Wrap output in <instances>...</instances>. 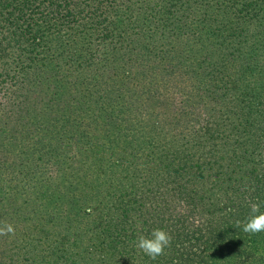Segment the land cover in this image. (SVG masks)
Masks as SVG:
<instances>
[{
    "label": "trees",
    "instance_id": "16d2710c",
    "mask_svg": "<svg viewBox=\"0 0 264 264\" xmlns=\"http://www.w3.org/2000/svg\"><path fill=\"white\" fill-rule=\"evenodd\" d=\"M250 202L264 0H0V264H264Z\"/></svg>",
    "mask_w": 264,
    "mask_h": 264
},
{
    "label": "clouds",
    "instance_id": "9594fccd",
    "mask_svg": "<svg viewBox=\"0 0 264 264\" xmlns=\"http://www.w3.org/2000/svg\"><path fill=\"white\" fill-rule=\"evenodd\" d=\"M237 225L244 233L258 234L264 232V203L250 202L249 214ZM172 236L162 228H154L148 234H141L134 241L135 247L144 255L155 260L165 254L171 245Z\"/></svg>",
    "mask_w": 264,
    "mask_h": 264
}]
</instances>
